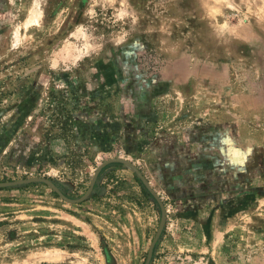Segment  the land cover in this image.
Listing matches in <instances>:
<instances>
[{"label":"rangeland","instance_id":"obj_1","mask_svg":"<svg viewBox=\"0 0 264 264\" xmlns=\"http://www.w3.org/2000/svg\"><path fill=\"white\" fill-rule=\"evenodd\" d=\"M114 158L165 264H264V0H0V182L76 199ZM82 203L1 187L0 264L104 262L66 242Z\"/></svg>","mask_w":264,"mask_h":264},{"label":"crops","instance_id":"obj_2","mask_svg":"<svg viewBox=\"0 0 264 264\" xmlns=\"http://www.w3.org/2000/svg\"><path fill=\"white\" fill-rule=\"evenodd\" d=\"M123 170L128 174L133 172L125 165ZM103 175L105 171L98 175L92 194L83 201L87 210H83L82 216L68 215L67 220L75 226L67 224L66 242L81 244L83 250L103 251L104 262L101 264H141L155 234L154 216L148 204L143 206L140 202V205L137 199L128 198L120 191L109 192L110 184H102L106 182ZM86 216L96 226L99 237L91 230ZM149 264H165V227Z\"/></svg>","mask_w":264,"mask_h":264},{"label":"water","instance_id":"obj_3","mask_svg":"<svg viewBox=\"0 0 264 264\" xmlns=\"http://www.w3.org/2000/svg\"><path fill=\"white\" fill-rule=\"evenodd\" d=\"M113 162L122 163L123 165L129 167L138 176V178L141 180L142 184L146 187V189L150 192V194L154 197V199L159 204V207L161 210L159 225H158V228H157V230H156V232H155V234H154V236H153V238L149 244L148 251L146 254V259L144 262V264H149L154 246H155L156 242L158 241V239H159V237L163 231L164 225H165L166 212H165V207L163 205V202L161 201L158 194L150 186L149 182L144 177V175L141 173V171L132 162L127 161L125 159H120V158L109 159V160L102 162L101 164L98 165L94 174L92 175L91 181H90L89 186H88L87 190L85 191V193L76 199L69 198V197L65 196L54 183H52L49 179L44 178V177H30V178L17 179V180H11V181H4V182H0V188L1 187L21 185V184H26V183H32V182H43V183L49 185L65 201L70 202V203H79V202L84 201L86 198H88L89 195L91 194V192L93 191L94 185L96 183L97 177H98L101 169L103 167H105L106 165L113 163Z\"/></svg>","mask_w":264,"mask_h":264},{"label":"built area","instance_id":"obj_4","mask_svg":"<svg viewBox=\"0 0 264 264\" xmlns=\"http://www.w3.org/2000/svg\"><path fill=\"white\" fill-rule=\"evenodd\" d=\"M186 264H195V263H193V262H188V263H186Z\"/></svg>","mask_w":264,"mask_h":264},{"label":"bare ground","instance_id":"obj_5","mask_svg":"<svg viewBox=\"0 0 264 264\" xmlns=\"http://www.w3.org/2000/svg\"><path fill=\"white\" fill-rule=\"evenodd\" d=\"M33 13V12H32Z\"/></svg>","mask_w":264,"mask_h":264}]
</instances>
